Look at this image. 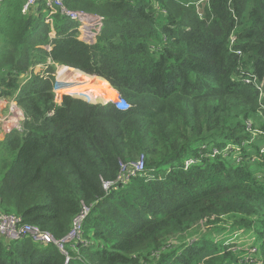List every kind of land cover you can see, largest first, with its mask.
<instances>
[{
  "label": "trees",
  "instance_id": "trees-1",
  "mask_svg": "<svg viewBox=\"0 0 264 264\" xmlns=\"http://www.w3.org/2000/svg\"><path fill=\"white\" fill-rule=\"evenodd\" d=\"M64 1L103 17L94 44L59 13L51 39L44 0L0 8V98L26 115L0 141V208L61 239L89 205L84 242L67 244V263L54 243L0 234V264H254L211 229L179 248L167 239L228 215L264 241V0H209L202 16L189 0ZM48 57L129 107L56 104L38 75L21 87ZM141 157L142 175L104 189Z\"/></svg>",
  "mask_w": 264,
  "mask_h": 264
},
{
  "label": "built area",
  "instance_id": "built-area-1",
  "mask_svg": "<svg viewBox=\"0 0 264 264\" xmlns=\"http://www.w3.org/2000/svg\"><path fill=\"white\" fill-rule=\"evenodd\" d=\"M5 0H0V8ZM42 0H24L23 13L32 11L39 2ZM49 8V13L46 17V22L52 25V31L50 33L51 39L56 36L53 28V16L55 14H61L67 19L77 23L78 38L86 43L94 44L97 41L98 36L104 27L103 17L80 10L69 9L64 0H44ZM189 4L196 7V10H202L206 2L209 0H189ZM157 9H160L158 7ZM47 51L52 49V43L45 46ZM55 68L53 70L52 68ZM70 71V75L63 76L64 70ZM72 69V70H71ZM78 72L77 69H73L67 66L56 64L52 61L50 57L47 58L45 62L38 63L32 66L26 73L21 75V87L32 79L33 75H38L44 80H52L53 82V101L56 104H62L63 99L66 95L83 99L90 104H107L109 102H114L115 105L121 109L125 110L129 107L121 99L115 101V99L106 100L101 96H92L89 93L77 91L74 89L79 88L84 84V80ZM82 73V72H81ZM254 75H250L249 78L245 79V82L250 83ZM94 78V77H93ZM261 88V84L257 85ZM118 96L117 90L114 88ZM1 92V90H0ZM4 100L9 103V112L0 115V131L5 135L11 134L13 131L23 130V124L26 120V115L21 106L18 105L15 98L7 99L0 98V101ZM193 163L192 160L187 162L188 165ZM145 171V163L143 157L139 158L137 161L132 163H121V169L119 175L115 181H103L104 189L109 192L112 188H117L120 184H126L132 177L142 175ZM91 211V206L83 204L81 211L74 217L72 222V228L70 232L61 239H57L54 235L40 227L24 222L22 216L5 213L0 208V234L6 235L10 239L19 240L22 238H32L35 242L47 245L49 243H54L58 248L67 255V263L69 261L68 251L66 250L67 244H76L79 242H84V224Z\"/></svg>",
  "mask_w": 264,
  "mask_h": 264
},
{
  "label": "rangeland",
  "instance_id": "rangeland-1",
  "mask_svg": "<svg viewBox=\"0 0 264 264\" xmlns=\"http://www.w3.org/2000/svg\"><path fill=\"white\" fill-rule=\"evenodd\" d=\"M161 8V7H160ZM198 13L202 16L203 9L199 10ZM54 28V27H53ZM52 31V25H51ZM67 69L64 70L66 72ZM72 70V69H71ZM62 73L63 76H68L70 71L66 73ZM81 76L85 77L86 73L78 72ZM76 76H79L78 74ZM90 78H97L99 76L95 75H88ZM86 78V77H85ZM102 78V77H100ZM89 84L90 82L84 81V84L80 86L78 91L87 92L89 91ZM102 86V85H101ZM113 87V86H112ZM99 88V87H98ZM101 88V87H100ZM263 90V87H262ZM95 92V90H94ZM102 92V93H101ZM98 96L107 97L108 89L106 92L101 90ZM104 92V93H103ZM103 94V95H102ZM215 217H212L214 219ZM220 220V221H219ZM219 222L216 224L209 223L206 219L199 221L196 226L186 233H181L177 235H173L167 239V244L174 247H181L182 244L189 243L195 237H199L198 235L201 233H206L210 229L212 230V238L215 239L217 243L219 241H224L225 245H234L235 248H231L232 250L238 249L243 251L245 255H241L242 262L251 261L254 264H263L264 263V254H263V247L264 241L263 239H259L257 234L253 232V230H248L245 226H241L236 219L232 218L231 216H223L219 218Z\"/></svg>",
  "mask_w": 264,
  "mask_h": 264
},
{
  "label": "bare ground",
  "instance_id": "bare-ground-1",
  "mask_svg": "<svg viewBox=\"0 0 264 264\" xmlns=\"http://www.w3.org/2000/svg\"><path fill=\"white\" fill-rule=\"evenodd\" d=\"M67 72V71H66ZM64 72V73H66ZM70 75V74H69ZM84 81L86 82H90L89 84V91H87L86 93H89L90 95L92 96H98L99 95V92H101V90H103L104 92H106V88L103 86V84L101 83V80L97 77V78H90L88 77V75H85V77L79 75ZM102 85V86H101ZM99 87V88H98ZM101 87V88H100ZM74 90H77L78 89H74ZM95 90V92H94ZM83 92V91H81ZM103 92V93H104ZM102 93V92H101ZM103 95V94H102ZM106 96V95H105ZM102 97V96H101ZM105 99V97H103Z\"/></svg>",
  "mask_w": 264,
  "mask_h": 264
},
{
  "label": "crops",
  "instance_id": "crops-1",
  "mask_svg": "<svg viewBox=\"0 0 264 264\" xmlns=\"http://www.w3.org/2000/svg\"><path fill=\"white\" fill-rule=\"evenodd\" d=\"M9 112V103L7 101H0V115L6 114ZM6 136L0 131V141L4 140Z\"/></svg>",
  "mask_w": 264,
  "mask_h": 264
},
{
  "label": "clouds",
  "instance_id": "clouds-1",
  "mask_svg": "<svg viewBox=\"0 0 264 264\" xmlns=\"http://www.w3.org/2000/svg\"><path fill=\"white\" fill-rule=\"evenodd\" d=\"M114 88V87H113Z\"/></svg>",
  "mask_w": 264,
  "mask_h": 264
},
{
  "label": "water",
  "instance_id": "water-1",
  "mask_svg": "<svg viewBox=\"0 0 264 264\" xmlns=\"http://www.w3.org/2000/svg\"><path fill=\"white\" fill-rule=\"evenodd\" d=\"M67 264V263H66Z\"/></svg>",
  "mask_w": 264,
  "mask_h": 264
}]
</instances>
